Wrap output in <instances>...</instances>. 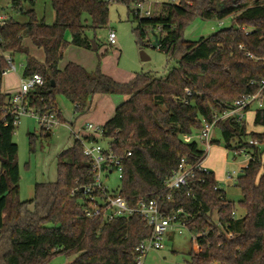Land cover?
<instances>
[{"label":"trees","instance_id":"obj_1","mask_svg":"<svg viewBox=\"0 0 264 264\" xmlns=\"http://www.w3.org/2000/svg\"><path fill=\"white\" fill-rule=\"evenodd\" d=\"M50 2L53 23L39 18L36 0H12L11 9L27 21L9 18L0 24V264H53L61 255H75L68 264H138L137 248L152 235V227L138 215L111 221L86 216L87 196L82 187L92 185L95 174L79 140L58 154L56 180L36 182L33 197L21 199L19 147L14 141L17 127L9 111L10 96L2 90L7 56L14 60L20 54L25 56L23 76L44 78V84L29 93V105L56 113L61 122L66 120L58 103L60 95L74 104L76 117L89 113L97 94L127 97L102 126L100 139L109 140L123 165L120 183L111 191L126 198L130 206L159 197L166 214L182 209L180 218L185 219L187 230L203 234L192 238L198 248L189 253L191 264H264V108L256 109L254 116L261 131L249 132L245 119L225 118L216 124L229 151L246 148L252 154L235 181L242 194L238 204L245 209L243 216H233L236 204L219 186L213 170L175 189L171 200H166L165 184L183 157L196 163L203 156L200 141H186L185 136L195 135L203 120L213 121L215 115L233 108L236 99L260 89L264 0H178L163 3L151 18L133 15L141 50L150 43V33L157 32L160 50L168 62L176 60L177 65L165 76L141 72L127 82L75 62L59 67L68 44L92 47L95 32L109 24L112 3ZM145 2L116 1L129 8ZM196 17L229 19L230 25L208 37L187 40L184 28ZM26 37L44 50V61L30 52ZM39 136L47 140L52 132L42 129ZM37 138L36 133H29L31 151ZM250 139L260 145L249 144ZM76 188L78 192L73 193Z\"/></svg>","mask_w":264,"mask_h":264},{"label":"rangeland","instance_id":"obj_2","mask_svg":"<svg viewBox=\"0 0 264 264\" xmlns=\"http://www.w3.org/2000/svg\"><path fill=\"white\" fill-rule=\"evenodd\" d=\"M167 2H178V0H146L145 5L150 7L154 13H159L163 3ZM35 7L37 15L40 18H45L48 23H53L55 12L50 0H36ZM0 8L1 11H13L9 4L1 5ZM132 9L133 6L129 8L126 4L112 3L109 7V24L107 27L98 29L95 32V40L92 42V47L83 48L68 44L63 52L64 62L73 61L79 63L89 71L100 70L119 82H127L133 74L141 72L165 76L169 68L177 65V61L171 60L168 62L166 53L156 47L158 43L157 32L150 33V43L143 48L150 59L142 60L140 55L141 48L137 43V37L133 31L137 26V21L133 16ZM229 25V19L221 22L219 20H205L196 17L184 28L183 34L185 39L196 41L202 37H208L217 30ZM110 31H114L117 36L115 44H111L108 41ZM88 35L91 38L94 37L93 31H88ZM66 37L70 41L71 36L69 32ZM24 41L27 46H30L31 53L38 60L41 61L42 55L45 59L42 48L34 45L27 37ZM14 63L17 70L3 76L2 83V90L8 92L10 95L17 93L21 88V79L24 77L25 70V56L21 54L15 56ZM109 97L113 96L95 95L89 113L76 117L74 104L64 96H58L59 107L66 121L55 128L51 138L47 140L39 136L42 128L34 117H22L14 134V141L19 147L18 159L21 171L20 197L22 200H28L33 197L36 182L56 180L57 156L75 140L69 130L70 124L73 123L78 128L87 123H93L98 128L102 127L111 118L114 113V105L108 100ZM117 97H122L124 100L127 98L123 95H118ZM256 108L257 106L254 105L245 114L244 119L249 132L262 130L260 126L257 127L254 124ZM29 133H36L38 135L34 151L30 150ZM197 133L198 131L195 135ZM213 140L214 142L205 159L206 165L210 170L215 172L217 182L226 191L228 198L235 202L237 216H243L245 209L238 204L242 198V194L241 190L235 185V181L242 174L243 167L249 159L245 154L235 155L233 151H229L226 148L225 140L219 127H216L214 130ZM199 143L203 148L201 142ZM100 144L108 147L109 140L100 139ZM226 171H235L234 179L230 180L229 184L224 181ZM103 182L110 190H116L120 183L118 172L114 171L110 174H105ZM192 238L193 235L188 230H184L181 234L178 230L171 229L165 237L163 248L160 250H150L144 259V264H191L189 253L192 248L195 250L198 248L196 240ZM74 258L75 255L69 257L61 255L53 260V264H68Z\"/></svg>","mask_w":264,"mask_h":264},{"label":"built area","instance_id":"obj_3","mask_svg":"<svg viewBox=\"0 0 264 264\" xmlns=\"http://www.w3.org/2000/svg\"><path fill=\"white\" fill-rule=\"evenodd\" d=\"M109 3H116L117 0H105ZM133 15L136 17L153 16V10L147 7L145 3H139L133 6ZM5 19L0 16V24L5 23ZM222 22V21H221ZM116 34L114 31L109 32V41L111 44L116 43ZM149 44V43H148ZM161 49V44L156 46ZM8 67L3 71V76L11 71H16L17 67L14 60L7 56ZM44 84V78L40 74H34L31 77H24L21 80L20 90L10 96L9 111L14 116V125L17 127L23 116L34 117L41 128L47 132H53L55 128L59 127L62 122L58 115L50 111H41L40 109L33 108L28 103L29 93L36 87ZM257 108H264V78L261 82V87L256 93L246 94L234 102V107L221 115H215L213 121L203 120V127L196 135H186V141L193 138L198 139L203 145V156L196 163H190L183 157L180 161L179 167L166 181L167 196L166 200H171L172 192L182 186L189 184L197 174L207 172L209 169L205 166V159L211 149L213 143V135L216 124L218 121L225 118H236L242 120L245 118L247 111L251 110L253 106ZM72 137L79 140L84 147V154L89 157L93 164V172L95 174V181L92 185L82 187V191L86 194V204L84 211L87 217L95 218L102 216L108 221L117 217H129L138 215L144 218L147 223L152 227V235L142 241L137 250L140 252L138 264H144V259L148 252L152 249L160 250L164 246V240L167 233L171 229L178 230L183 233L187 230L185 219L180 218V214L184 211L182 209L166 214L162 208L161 200L159 197L152 199H142L137 205L130 206L127 199L118 193L112 192L107 185L103 182L105 174H110L117 171L119 177H122L123 165L122 158L116 155L108 145L102 146L99 139L103 136V128H96L93 123H87L82 127H75L69 125ZM249 144L260 145L258 140L250 139ZM235 155L245 154L248 159L252 158V154L246 149L241 148L233 151ZM235 171H226L225 179L233 180ZM218 186L215 187L217 189ZM79 188L74 189L73 193L78 192ZM233 216L237 215V211H233ZM203 235L193 234V238ZM231 235V233H229Z\"/></svg>","mask_w":264,"mask_h":264},{"label":"crops","instance_id":"obj_4","mask_svg":"<svg viewBox=\"0 0 264 264\" xmlns=\"http://www.w3.org/2000/svg\"><path fill=\"white\" fill-rule=\"evenodd\" d=\"M11 1L12 0H0V6L1 5H4V4H9V5H11ZM27 8H30V6L28 5V4H26L25 5ZM2 7H4V6H2ZM1 9V8H0ZM34 9L36 10V7L34 6ZM37 12V11H36ZM14 11H11V12H7V11H5V10H3V11H1L0 10V16L1 17H3L5 20H8L9 18H14L15 20H17V21H19V22H26L27 21V17L25 16V15H19V14H17V13H15ZM40 18V17H39ZM55 20V19H54ZM54 22V21H53ZM108 41H109V39H108ZM32 42V41H31ZM110 42V41H109ZM24 43H25V41H24ZM25 45H27L26 43H25ZM28 47H29V49H30V52H31V48H30V46L28 45ZM44 56H45V53H44ZM41 61L44 59L43 58V55L41 56ZM64 56H63V58H62V61H60V63H59V67L60 68H64L69 62H73V61H66V62H64ZM45 60V59H44ZM43 60V61H44ZM76 63V62H75ZM79 64V63H78ZM81 65V64H80ZM82 66V65H81ZM84 67V66H83ZM136 75V73L135 74H133L132 76H131V78L130 79H132L134 76ZM24 78V77H23ZM22 78V79H23ZM21 79V80H22ZM4 92V91H3ZM4 93H6V94H9L8 92H4ZM105 95H107V96H113V97H109V101H110V103L112 104V105H114V113H115V110H116V108L122 103V102H124V98H122V97H117L118 95H108V94H105ZM9 96H12V94L10 95L9 94ZM112 98V99H111ZM114 113L112 114V116H111V118L113 117V115H114ZM110 119V118H109ZM108 121V120H107ZM106 121V122H107ZM105 122V123H106ZM74 126H75V124H74ZM76 127V126H75ZM258 127V126H257ZM205 166L208 168V169H210L207 165H206V162H205ZM224 181L226 182V183H230L231 181L230 180H226L225 179V177H224ZM220 186V185H219ZM221 187V186H220Z\"/></svg>","mask_w":264,"mask_h":264},{"label":"water","instance_id":"obj_5","mask_svg":"<svg viewBox=\"0 0 264 264\" xmlns=\"http://www.w3.org/2000/svg\"><path fill=\"white\" fill-rule=\"evenodd\" d=\"M140 55H141L142 60L150 59V57L146 54V52L143 49L140 51Z\"/></svg>","mask_w":264,"mask_h":264}]
</instances>
